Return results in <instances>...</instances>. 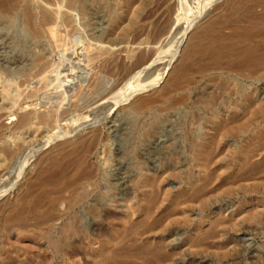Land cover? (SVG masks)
Wrapping results in <instances>:
<instances>
[{"label":"rangeland","instance_id":"374dc122","mask_svg":"<svg viewBox=\"0 0 264 264\" xmlns=\"http://www.w3.org/2000/svg\"><path fill=\"white\" fill-rule=\"evenodd\" d=\"M1 1L0 64L10 74L1 78L0 90L11 93L8 105L17 101L13 113L21 119L33 115L25 125L6 120L0 130L1 140L22 145L20 155L31 153L23 173L18 176L17 158L0 177V264H264V81L216 71L205 80L207 97H197L196 89L184 102L177 94L134 109L140 99L162 93L188 46L212 42L203 34L209 25L216 24L225 38L251 25L264 27V3H251L246 12L230 9L224 0L210 7L205 0H173L167 45H149L167 18H149L137 41L129 22L122 21L128 0H97L94 8L93 0L78 1L74 25L63 15L66 0ZM142 41L144 51L159 47L151 70L139 66ZM85 44L91 50L81 52ZM93 53L89 67H77ZM47 88L55 98L44 100ZM101 95L99 109L87 115L95 106H84ZM91 122L100 136L86 155L95 175L86 202L73 205L69 198L56 204L60 216L53 224L27 229L6 223L10 213L4 205L26 193L42 166L89 139ZM237 127L242 129L235 132Z\"/></svg>","mask_w":264,"mask_h":264},{"label":"bare ground","instance_id":"6f19581e","mask_svg":"<svg viewBox=\"0 0 264 264\" xmlns=\"http://www.w3.org/2000/svg\"><path fill=\"white\" fill-rule=\"evenodd\" d=\"M64 1L62 3H61V1L57 2V4L58 3L63 4ZM78 1L83 2V0L82 1L81 0H66L64 7H63V5H61V7L64 8V12H65L63 14L64 18L67 20L66 22H69V24L71 23L74 25L73 10H74V7L77 6V3H79ZM200 1L201 0H199V2ZM202 1H204V0H202ZM202 1H201V3H202ZM206 1L207 0L204 1L205 5L210 7L211 6L210 3L214 2V5H215L217 0H210V1L208 0L209 4H206ZM208 1H207V3H208ZM224 1H226V4H228L229 8L233 9V10L234 9L236 10L240 7H241L240 9L244 8L246 10L248 7L250 8L252 6H255L258 2L264 3V0H262L263 2L261 0L260 1H258V0H224ZM3 2H4V0H3ZM3 2H2V5L4 4ZM8 2L11 3L12 1L8 0ZM155 2H156V0H128V8L129 9H128V12L126 13L125 17L123 18L124 20H122V21L123 22L127 21V23L129 22L130 28L131 29L133 28L134 31L136 32L137 41H138L139 37L144 35L145 29L147 28L145 26V22L149 18H152L153 16H155L157 14H162L165 18H167L165 20V24L162 25L163 27L161 29L158 28V30L155 31L154 41L152 40V42L151 43L149 42L148 44L149 45H151V44L163 45L166 43V45H167V42L169 41L170 36H171V35L169 36L168 34H169L170 29L172 28V16H173L174 11H175V8H174L175 4H173V0H159L155 4V6H152V5H154ZM251 3H252V6H250ZM96 4H97V0H93L92 4H91L92 8L96 7ZM10 6H7V8ZM13 6L11 7V10H13L12 8L15 9V7H13ZM58 7H60L59 4H58ZM216 7L219 8L218 5ZM253 8L257 9V11L260 9V8L258 9L255 7H253ZM208 9H210V8H208ZM8 10H6V11H8ZM253 10H252V13H253V15H255L254 14L255 12H253ZM229 11L230 10H228L227 12H229ZM232 11H230V12H232ZM108 12L112 14V12H113L112 7L109 9ZM246 12H247V10H246ZM234 13H235V11H234ZM236 13H237V11H236ZM94 15H95V13H94ZM142 16H143V18L141 19ZM247 16L248 15L246 14V16H244V17H247ZM120 19L118 20L119 22L121 21ZM237 19L240 20L239 17ZM254 19H256V17L253 18V20ZM262 19L264 21V12L262 14ZM49 20H51V19H49ZM228 20H230V19H228ZM257 20H261V19L260 18L258 19V17H257ZM257 20H255L254 22L256 23ZM254 22H252V23H254ZM220 23H221V21H220ZM225 23H226V21H225ZM240 23H243V22H240ZM151 24H152V22L149 23V26H152ZM213 24L209 25V27H207L206 30L204 29L205 32L203 33L204 36H208V38L210 37L212 42L207 47L201 46L199 43H197L199 41L188 46L189 47L188 52L186 53L184 58L180 61L181 64L180 65L177 64L178 65V67L176 66L177 68L174 67L176 69V73H175V75L172 73V75H173L172 79L170 81L168 80L169 82L167 81L168 84L164 86V90L162 91V93H159V95L152 97V98H149V99H145V100L140 99V101L134 106L135 107L134 109L136 111H142L145 109H149L155 105H158L161 102H164L165 100L173 98L177 94L180 95V98L178 100L184 102V100L190 99L192 97V94H188V91H190V90L198 89L199 91L196 95L197 97H201V98L205 97V96L207 97L209 94L208 93L205 94V91L206 90L208 91V84L205 82V80L208 77H210V75L212 73H214L216 71H222V72L225 71L226 73L234 74L236 76L247 78V79H253V80H256L258 82L264 81V27H260L257 24L252 26L249 23L251 25L250 27L248 26L246 28H241L238 31H236V33L234 35L230 33L231 35H233L232 37L225 38L223 36L224 33L222 35L221 32L218 31V28H217L218 26L215 27L216 24H214V25ZM65 26H68V25H65ZM221 26L223 27V25H221ZM225 27L227 28V26H225ZM238 28H239V25H238ZM224 30H225V28H224ZM48 31H49L48 34L52 33V30L50 31V29H49ZM74 32H76V31L74 30L72 33H74ZM232 33H234V32H232ZM181 34H182V32H181ZM35 35H37V32ZM184 35H185V33H184ZM184 35L183 34L181 35L182 38L180 39L179 44L182 43V41L185 37ZM225 35H227V34H225ZM41 36H42V34H41ZM53 37H55V36L53 35ZM196 38H198V37H196ZM208 38H206V40ZM53 44H55V43H53ZM63 44H64V42H63ZM144 44H145V42L142 41L139 43V45L137 47L138 51H139L138 56L141 55L138 59V61L140 63L139 66H140V68H143L146 66L145 67L146 70L147 69L151 70L154 66L153 64L156 61L153 59L154 58L156 59V57H154V56H156V52L159 51V47H156V46L154 47L152 45V47L145 49L146 53L148 54L147 55L148 57L146 58V61L143 62L142 58H143L145 51L143 50L142 46ZM93 45H95V44H93ZM91 46H92V44L89 46H87V44H85L84 48H86V50L83 48L81 50V52L91 50V48H90ZM101 48H103V47H101ZM187 48H186V50H187ZM110 49H111L110 46L109 47L105 46L103 50L110 51ZM92 50H93V48H92ZM98 51L99 50H97V52ZM106 54H107V52H106ZM95 56H96V54L93 53L91 58L89 57V59L88 58L81 59L77 65V67H79V68L80 67H83V68L87 67L89 62L93 58H95ZM157 57H158V54H157ZM70 59H72V58H70ZM63 61H64V59H63ZM157 61L161 62V61H163V59H161V60L157 59ZM58 62L56 61L55 63L58 64ZM57 64H55V65H57ZM156 64H157V62H156ZM2 67L3 66L0 64V80L3 77L6 78V76H4V75H6L5 72L7 70L4 71L5 68L3 69ZM43 69H46V67H43ZM45 72H46V70H45ZM45 72H43V73L45 74ZM9 74L10 73L7 71V75H9ZM40 77H42V76H40ZM163 77H164V75H163ZM163 77L158 78V81H161V79ZM155 81H157V80H155ZM150 82H151V80H150ZM151 83H152V86L156 84V82H155V84H153L154 82H151ZM151 83H149L150 87H151ZM29 90L31 91V89H29ZM32 90H33V88H32ZM46 90H47L46 91L47 93L45 95L48 97H44V100H45V98L46 99L47 98L52 99V98L56 97L54 90H51L49 88H47ZM19 93H21V92H18V93L16 92V96L19 95ZM262 94H264L263 90H262ZM9 95H11V93L9 94L7 89L0 90V130H2V128L4 127L3 122H6V120H12V121L13 120L14 121L19 120L21 122V124L23 123L25 125V123L33 115L31 112H27L26 116L21 119L19 116V113H17V112L13 113L10 109L15 108V106L17 105V103H16L17 101L12 100L11 101L12 104L8 105L7 101L10 100ZM103 98H105V95H101L100 97L96 98L92 102L85 105L84 109H86L87 107H92L93 105L95 106V107H92L90 109H87L86 114L91 115L93 113L92 112L93 110L99 109L98 107L96 108V105H99V103H102ZM174 104H177V103H174ZM44 108H43V110H44ZM214 111H216V108ZM49 112H51L52 115H53V113L55 114L54 110L53 111L50 110ZM261 112H263V108H261L258 111V114H261ZM46 115H48V114H46ZM94 124H95V121H94ZM26 125H28V124H26ZM96 127L97 126L88 128V130L91 131L89 139L82 140L79 143L70 146V150H69V152L71 151L70 154H68L67 156H63L60 159H57V161L53 160L47 167L42 166L40 168L38 174L35 176V178L29 183L28 189L22 197L18 198L16 201H14L12 203H8V204L4 205V213H6V212L10 213L9 216L6 215V217H7L6 223L12 222V223L18 224V225L22 224V226L24 225V227H26L27 229L30 226H32V227L35 226V228H36L38 226L53 224V223L58 221V219H59L58 217L60 216L58 214H55V211L57 210V208L55 207L56 204H59L61 206L69 198H71L70 203H72L73 205H77V204H81V203L86 202V200L89 197L91 181L95 177L94 171L89 170V168L86 166V155H87L89 149H91L92 142L100 136V133L95 130ZM241 129H242V127H237V128H234L233 130H235V132H239ZM12 139H13L12 142L3 141L0 139V177L5 176V175H3L4 169H5L8 162H10L14 159H17V158L19 159V161H20V165H19L20 169L18 172V176H19V174L21 172L23 173L25 166L30 161L29 155H31V153L29 155L28 154L20 155L19 153L22 150V145L20 143H18V141L15 140L14 138H12ZM49 143L50 142H48V144ZM52 143H53V141H52ZM42 147H40V149H42ZM82 149H83V151H82ZM96 152H98V150ZM68 157H71V158L68 159ZM199 158L202 159V156L199 155ZM46 163H48V162H46ZM12 171H13V169H12ZM16 171H17V169H16ZM15 174L17 175V173H15ZM102 208H103V206H102ZM104 212H105V214L108 213V207H104ZM24 227H22V228L24 229ZM69 235H70V233H69Z\"/></svg>","mask_w":264,"mask_h":264}]
</instances>
